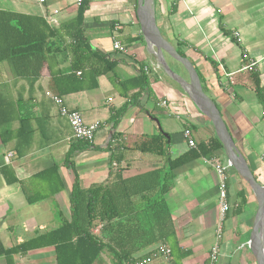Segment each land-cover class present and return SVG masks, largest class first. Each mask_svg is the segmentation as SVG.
<instances>
[{"label":"crops","instance_id":"obj_1","mask_svg":"<svg viewBox=\"0 0 264 264\" xmlns=\"http://www.w3.org/2000/svg\"><path fill=\"white\" fill-rule=\"evenodd\" d=\"M141 1L45 0L39 4L0 0V10L41 17L58 31L53 39L55 51L35 79L13 78L8 64L0 63V92L33 116L32 138L27 144L0 139V249L9 250L55 230L64 220L69 222L70 192L77 175L84 189L112 184L122 216L91 229L104 244L92 264H133L146 258L149 262L145 264H209L214 245L215 264H257L250 241L258 211L264 208V0H147L161 37L192 65L202 91L217 108L238 161L254 186L229 163L210 120L152 57L155 47L147 45L137 13ZM74 35L91 52L112 62L113 72L98 76L93 88L81 86L58 94L54 78L70 73L69 46ZM116 42L124 51L113 49ZM162 56L169 69L187 83L181 64L164 52ZM249 62L255 63L253 69L244 70ZM141 70L147 86L122 93L119 82L136 78ZM69 85L82 84L74 80ZM59 88L65 86L59 84ZM46 92L61 97L66 108L78 111L86 124L98 122L91 142L73 139L68 120ZM162 101L166 106L160 105ZM121 109L114 124L110 116ZM10 127L17 129L18 122ZM185 128L195 148L187 146L182 135ZM157 135L165 139L164 156L133 149L140 139ZM214 139L221 147L212 155L229 165V208L224 214L217 175L204 162L208 154L200 150V145ZM115 146H120V160L109 163ZM189 150L197 157L169 169V160ZM55 162L63 188L50 198L28 203V198L47 194L37 173ZM149 172H157L158 178L146 176ZM109 174L119 175L121 181L140 179L148 184L157 180V185L153 191L134 194V187L126 189ZM160 180L167 189L158 193ZM160 246L169 249V254L159 253ZM0 264H56L55 248L42 245L24 253L6 251L0 254Z\"/></svg>","mask_w":264,"mask_h":264},{"label":"trees","instance_id":"obj_2","mask_svg":"<svg viewBox=\"0 0 264 264\" xmlns=\"http://www.w3.org/2000/svg\"><path fill=\"white\" fill-rule=\"evenodd\" d=\"M80 18L81 13H78L75 20L77 25ZM57 32L53 26L41 17L0 10V63L8 64L13 78L35 79L42 64L47 62L55 51L53 39L56 38ZM72 41L73 44L69 46L72 57L70 73H58L57 79L54 78V87L58 94H62V90L72 91L82 87L93 88L96 85L98 76L113 72L114 64L91 52L80 36L74 35ZM76 72L80 73L79 77L75 76ZM74 80L82 85H77V87L69 85ZM84 80L89 83L84 84ZM57 81L59 82L56 83ZM59 84H62L65 88L60 89ZM118 85L121 87L122 93L131 88H138V91H141L144 86H147V80L141 70L136 78L119 82ZM122 110L112 112L110 119L114 124ZM32 117L28 108L24 109L21 103L8 100L7 96L0 92V139L3 143L16 140L19 146L27 144L33 133L32 129L29 128ZM15 121L18 122V127L12 130L10 124ZM200 146H202L200 149L202 153L208 154L209 157L221 147V144L217 139H214ZM133 149L141 153L164 156L167 148L165 139L161 135H157L140 139L134 143ZM71 153L66 154L64 162H68ZM119 153L120 146H115L109 163H118L120 160ZM195 157H197V154L194 150H189L181 158L169 160V169L176 167L186 158ZM58 169V163L55 162L49 168L37 173V181L40 182L44 191H47V194H37V197L28 198V203L50 198L56 191L63 188ZM146 176L158 178L159 175L157 172L153 174L149 172ZM114 178L117 183H121L126 189H129L130 186L134 187V194L139 195L153 191L154 186L157 185V180L155 183L150 181L145 184L144 182H138L140 179L121 181L120 176H116V174ZM158 186V193L167 189V186H163L161 180L158 181ZM112 187V184H98L84 189L80 187L78 177L75 175L69 199L71 220L69 222L64 220L55 230L36 235L19 246L5 251L0 249V254L6 251L12 254L24 253L37 246L51 245L55 248L56 264H92L104 244L99 236L92 234L91 229L97 223L108 222L115 217H122L116 207ZM124 236L125 238L129 237V233L124 234Z\"/></svg>","mask_w":264,"mask_h":264},{"label":"water","instance_id":"obj_3","mask_svg":"<svg viewBox=\"0 0 264 264\" xmlns=\"http://www.w3.org/2000/svg\"><path fill=\"white\" fill-rule=\"evenodd\" d=\"M138 17L141 24V30L147 45L154 46L155 50L151 52L152 57L157 61L162 70L171 79L175 80L186 91L198 110L206 116L212 125L219 141L221 142L226 158L229 163L242 175L245 180L249 182L251 186L255 183L251 179L245 166L241 165L238 154L233 147L232 140L225 129V125L221 119V116L213 104L212 100L202 91L197 74L195 73L192 65L183 57L179 56L175 50L168 45L161 37L152 15V7L148 5L147 0L141 1L138 7ZM162 52L171 56L174 60L179 62L187 73L188 82L181 80L173 71L167 66ZM264 208L260 207L256 222L253 227L250 247L253 251L257 264H264V246H263V224H264Z\"/></svg>","mask_w":264,"mask_h":264},{"label":"built area","instance_id":"obj_4","mask_svg":"<svg viewBox=\"0 0 264 264\" xmlns=\"http://www.w3.org/2000/svg\"><path fill=\"white\" fill-rule=\"evenodd\" d=\"M34 1L38 2L39 4L45 2V0H34ZM77 2H80V0H77ZM50 22L51 24L54 23V21L52 20H50ZM113 49L121 52L124 51V47L119 45L117 42L113 43ZM254 64H255L254 62H249V64L244 66L243 69L250 71L253 69ZM143 70L145 72H148L149 68L147 66H144ZM45 95L57 106L59 114L61 116H64L68 120V123L72 130L73 139L76 141L91 142L93 138V134L99 125L98 122L96 121L93 123L86 124L81 114L78 111L69 110L66 108L61 97L49 92H46ZM110 100L111 99H108V101ZM160 105L166 106V102L162 101L160 102ZM182 135L186 141L187 146L189 148H195L196 146L195 142L192 139L190 130L188 128H185L183 130ZM261 159L262 162L264 163V151L261 155ZM204 162L210 165L217 175V179H218L217 188H218L220 211L222 214H224L229 208V205L227 204L226 201V181H227L226 171L229 165L221 163L216 155H211L210 157L204 159ZM158 252L168 255L169 249L160 246L158 248ZM216 261H217V247L216 245H214L210 249L209 264H215ZM147 262H149V258L141 260L140 262H134L133 264H145Z\"/></svg>","mask_w":264,"mask_h":264},{"label":"rangeland","instance_id":"obj_5","mask_svg":"<svg viewBox=\"0 0 264 264\" xmlns=\"http://www.w3.org/2000/svg\"><path fill=\"white\" fill-rule=\"evenodd\" d=\"M168 60V59H167Z\"/></svg>","mask_w":264,"mask_h":264}]
</instances>
